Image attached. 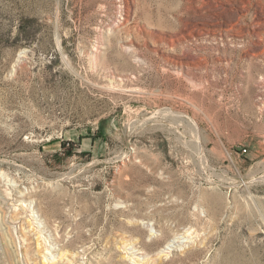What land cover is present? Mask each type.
I'll use <instances>...</instances> for the list:
<instances>
[{
  "label": "rangeland",
  "instance_id": "rangeland-1",
  "mask_svg": "<svg viewBox=\"0 0 264 264\" xmlns=\"http://www.w3.org/2000/svg\"><path fill=\"white\" fill-rule=\"evenodd\" d=\"M0 264H264V0H0Z\"/></svg>",
  "mask_w": 264,
  "mask_h": 264
},
{
  "label": "built area",
  "instance_id": "built-area-1",
  "mask_svg": "<svg viewBox=\"0 0 264 264\" xmlns=\"http://www.w3.org/2000/svg\"><path fill=\"white\" fill-rule=\"evenodd\" d=\"M245 151H246V149H245Z\"/></svg>",
  "mask_w": 264,
  "mask_h": 264
}]
</instances>
